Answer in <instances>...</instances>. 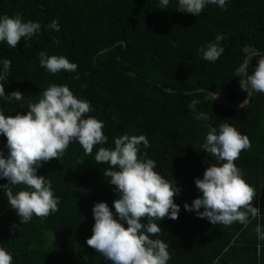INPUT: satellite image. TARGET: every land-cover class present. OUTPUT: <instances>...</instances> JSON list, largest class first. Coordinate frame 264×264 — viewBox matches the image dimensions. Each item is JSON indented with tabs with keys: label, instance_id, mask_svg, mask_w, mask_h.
<instances>
[{
	"label": "trees",
	"instance_id": "1",
	"mask_svg": "<svg viewBox=\"0 0 264 264\" xmlns=\"http://www.w3.org/2000/svg\"><path fill=\"white\" fill-rule=\"evenodd\" d=\"M175 7L176 0L166 10L158 8V0H0V15L19 12L41 24L39 34L16 48L0 44V59L11 61L5 93H23L20 102L0 99V109L6 115L26 113L49 84H67L90 102V115L104 122L108 144L103 146H113V138L125 132L146 135L150 146L141 145V153L181 189L174 197L178 218L157 221L158 238L168 244V264H213L243 242L257 218L212 225L184 209L200 195L195 178L217 163L201 149L207 129L194 117L206 112L212 126L227 122L248 136L251 147L235 163L254 187L252 204L263 214L264 94L244 92L233 75L246 59L251 73L254 54L264 52V0H229L225 9L207 5L199 16ZM54 19L59 31L49 27ZM218 34L224 35L223 54L215 62L204 60L198 49ZM41 51L66 56L77 70L47 72L39 64ZM5 143L0 135L6 155ZM100 146L86 155L73 141L59 160L42 163L38 174L51 181L60 198L59 210L47 217L22 224L0 190V246L12 253V264H111L86 244L93 205L105 201L112 208L117 198L104 176L107 164L94 159ZM255 243L254 237L248 244L255 249ZM253 258L255 263V252Z\"/></svg>",
	"mask_w": 264,
	"mask_h": 264
},
{
	"label": "clouds",
	"instance_id": "2",
	"mask_svg": "<svg viewBox=\"0 0 264 264\" xmlns=\"http://www.w3.org/2000/svg\"><path fill=\"white\" fill-rule=\"evenodd\" d=\"M228 2L176 0L175 9L199 16L207 5L225 9ZM169 5L170 0H158L160 10H166ZM49 27L59 31L55 19ZM40 31L38 21L25 20L19 12L0 15V44L6 43L9 48H16L21 40L28 41ZM223 39L224 35L218 34L214 42L201 46L198 49L201 57L215 62L224 52L220 45ZM254 56L256 64L251 73L246 59L234 69L233 76L240 78L244 92L264 94V52ZM39 64L51 74L77 70V64L66 56L49 55L45 51L39 53ZM10 69L11 61L0 59V99L20 102L23 93L19 90L5 93L4 82ZM243 106L244 102L240 107ZM92 111L88 100L74 95L67 84L56 83L43 90L38 102L28 103L26 113L6 115L0 109V135L6 137L7 150L5 155L0 149V179L6 180L0 184V190L22 224L33 216L47 217L59 210L60 198L54 195L51 181L38 174L42 163L53 158L59 160L73 141L79 143L86 155H92L94 146L101 145L94 159L107 164L104 176L115 186L117 198L112 208L105 201L93 205L94 224L86 244L111 264H168V244L158 238L161 227L157 221L178 218L180 205L174 197L181 189L175 180L170 181L156 171L155 160L141 153V145L150 146L146 135L125 132L113 138V146H103L108 144L104 122L90 115ZM194 118L205 122L207 132L200 147L217 163L207 166L202 176L195 178L200 195L191 204L185 202L183 207L212 225L245 224L249 216L259 214V208L252 204L256 195L254 187L246 182L235 161L243 150L251 147L250 140L227 122L218 128L207 123L206 112H199ZM17 185L24 187L14 192ZM255 231L257 238L264 240V230L259 225ZM12 260V253L0 246V264H12Z\"/></svg>",
	"mask_w": 264,
	"mask_h": 264
},
{
	"label": "crops",
	"instance_id": "3",
	"mask_svg": "<svg viewBox=\"0 0 264 264\" xmlns=\"http://www.w3.org/2000/svg\"><path fill=\"white\" fill-rule=\"evenodd\" d=\"M264 207V200H263ZM264 214V213H263ZM258 214L256 216L257 221L253 223L250 228L246 230L245 236L242 238V243H238L236 247L229 250L226 254L220 256L215 260L213 264H264V240H259L257 238V233L255 231L257 225L264 230V215ZM255 237V249L253 245L248 243ZM255 252L256 262H253Z\"/></svg>",
	"mask_w": 264,
	"mask_h": 264
}]
</instances>
